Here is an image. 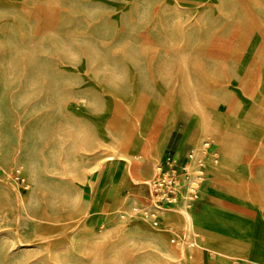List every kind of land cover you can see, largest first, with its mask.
<instances>
[{"label": "rangeland", "instance_id": "374dc122", "mask_svg": "<svg viewBox=\"0 0 264 264\" xmlns=\"http://www.w3.org/2000/svg\"><path fill=\"white\" fill-rule=\"evenodd\" d=\"M115 112L124 136L164 138L162 163L182 136L185 161L184 118L207 115L219 133L200 142L221 164L207 155L206 173L226 185L214 204L159 207L152 180L139 184L148 205L135 201L106 163L123 139L102 135ZM206 210L229 257L192 246L176 220L159 229ZM0 264H264V0H0Z\"/></svg>", "mask_w": 264, "mask_h": 264}, {"label": "bare ground", "instance_id": "6f19581e", "mask_svg": "<svg viewBox=\"0 0 264 264\" xmlns=\"http://www.w3.org/2000/svg\"><path fill=\"white\" fill-rule=\"evenodd\" d=\"M60 78V77H59ZM63 83V82H62ZM200 113V112H198ZM199 124L198 128L195 125L194 119L190 117L189 115H186L184 118L185 122L187 123V133L185 135V141L192 143L195 147H197L200 143V138L204 134H215L219 133L218 131L214 130L212 125L209 122V119L207 115L205 116L202 113V117L199 118ZM66 120V119H65ZM102 131V135L104 136V139L109 143V137L107 136L109 133H113L119 136H123V139L120 140L118 143L116 142H111V150L113 151V154L109 155L107 157L106 163H113L118 166H123L125 168V171L127 173V177H131L132 180L141 182L142 176L138 172V166L139 164L145 160L146 157H149V155H153L152 157L155 159V162L159 159L161 152H158V154H152L156 153L153 152L154 149L155 151H159V148L164 140V138H158L155 139L153 136L146 134V131L141 133L140 135H123L124 134V128L120 124L119 121V116L115 112L111 117L103 123V125L100 127ZM218 137V136H217ZM148 147V149H147ZM221 149L224 150L223 152L225 153V158H224V165L221 169H219V172L222 173L225 170V165H231V155L227 150H225L222 146ZM147 160V159H146ZM115 162V163H114ZM34 169V168H33ZM36 176V175H35ZM105 176V175H104ZM222 175L219 174L218 179L219 181H223ZM98 183V184H97ZM224 183V181H223ZM96 186L100 189V183L99 179L95 181ZM225 185V184H224ZM226 186V185H225ZM221 193V192H220ZM218 194L216 197L217 202H222V197L223 194ZM228 193V192H227ZM97 196V194H96ZM14 197V196H13ZM133 200V199H132ZM124 199L120 200L119 204H123ZM137 201V200H135ZM131 202V201H130ZM136 203V202H134ZM29 204V203H28ZM133 204V203H132ZM137 205V204H136ZM218 207L219 211L224 210L226 211V208L221 206ZM171 206V205H167ZM163 207V206H162ZM121 209V208H120ZM158 215H155V213H151L153 217V222L154 225H158L157 223V218H162L160 213L161 212H156ZM216 212H212L211 210H206L205 215L200 216L197 213H190V212H179L176 211L173 213L171 216L166 217V223H163V226L159 228L160 230L163 229L164 231L165 228H169V224L172 222V220H176L178 222V226L186 231L190 235L188 239H190V244L192 246H198L199 250L205 251L206 249H209L213 254L217 255H226L229 257V254L226 252V246L229 243L230 239L227 238L224 230V222H222L221 217H217V220L215 222H211L208 218L215 215ZM183 221V223H181ZM185 221V223H184ZM151 223V224H152ZM183 224V225H182ZM178 226L172 227L170 229V235L172 236L173 234H176L180 229H178ZM173 237V236H172ZM175 238V237H174ZM212 238H217L220 239V241L223 243L220 248H215L210 246V239ZM161 244V243H160ZM198 249V248H197ZM187 250V249H186ZM173 251L178 252L180 254H184V250L182 248H178V245L173 246ZM199 253V252H198ZM201 253V252H200ZM185 258H189V254L185 253L184 254Z\"/></svg>", "mask_w": 264, "mask_h": 264}, {"label": "built area", "instance_id": "2783aa9c", "mask_svg": "<svg viewBox=\"0 0 264 264\" xmlns=\"http://www.w3.org/2000/svg\"><path fill=\"white\" fill-rule=\"evenodd\" d=\"M212 143L204 142L201 149L192 150L185 161H178L176 157H168L161 164L158 176L151 182L152 195L157 198L156 204L177 205L186 201L188 208H193L198 199L199 190L206 182L207 173L204 158L210 152ZM213 160L218 163L215 155ZM24 182V179H22ZM158 219V218H157Z\"/></svg>", "mask_w": 264, "mask_h": 264}, {"label": "crops", "instance_id": "0c3cea01", "mask_svg": "<svg viewBox=\"0 0 264 264\" xmlns=\"http://www.w3.org/2000/svg\"><path fill=\"white\" fill-rule=\"evenodd\" d=\"M182 132V131H181ZM183 134V132H182ZM206 141H210L212 143V148L210 149V152L208 153V158H211V161L212 162H215L213 160V156L215 155L216 157H218L217 155V145H216V142L215 141H212L210 139H205L203 140L202 142H200V144L195 147L194 145H192L188 152H187V155L194 149H201L202 145L204 144V142ZM187 143H183V136H182V139L180 140L179 144H177L175 147V151H176V155L175 157H178V154L184 150V147L186 146ZM164 152V151H163ZM152 154H158L157 153H152ZM153 155H149V157H146L145 160H143L139 166L137 167L138 168V172L141 174L142 176V180L141 182H145L147 180H153L155 178V176L158 175L159 171V167L161 166L162 163V160L164 159L163 158V154H161V161H159L157 164V166L153 169H150L148 167L145 166L146 163H155V159L152 157ZM147 159V160H146ZM220 160H219V157H218V164H215L217 166H220ZM227 175V173H226ZM228 178V176H227ZM141 182H137V181H134L131 179V177H128L127 178V181L125 182V187H127L129 190H130V195L133 196L135 198V200H139L141 202V204L143 206H147L148 204L145 203V201H141V199L139 198H142V199H147L145 198L144 196H142L140 194V187H139V184ZM219 183H223V181H217L215 180V176L213 174H210V173H207V178H206V182L203 184V186L201 187V189L199 190V195H198V199L195 201L194 205H193V208L192 209H195L197 207L200 208V211L204 208V205H211V204H214L212 202V192L214 191H218L219 190ZM124 187V188H125ZM187 205L186 204V201L182 200L179 204L177 205H171L172 207L174 208H181L183 209L184 206ZM167 206V205H165ZM212 206V205H211ZM184 210V209H183ZM192 213V212H191ZM193 213H196L195 211Z\"/></svg>", "mask_w": 264, "mask_h": 264}]
</instances>
